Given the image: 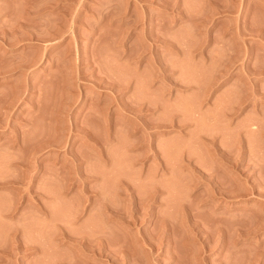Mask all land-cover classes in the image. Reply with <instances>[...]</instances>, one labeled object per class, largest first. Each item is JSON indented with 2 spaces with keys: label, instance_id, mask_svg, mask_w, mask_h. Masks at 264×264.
<instances>
[{
  "label": "rangeland",
  "instance_id": "rangeland-1",
  "mask_svg": "<svg viewBox=\"0 0 264 264\" xmlns=\"http://www.w3.org/2000/svg\"><path fill=\"white\" fill-rule=\"evenodd\" d=\"M85 259L264 264V0H0V264Z\"/></svg>",
  "mask_w": 264,
  "mask_h": 264
},
{
  "label": "bare ground",
  "instance_id": "bare-ground-1",
  "mask_svg": "<svg viewBox=\"0 0 264 264\" xmlns=\"http://www.w3.org/2000/svg\"><path fill=\"white\" fill-rule=\"evenodd\" d=\"M74 17H75V16H74ZM58 39H59V38H58ZM78 69H79V68H78ZM79 71L82 72L83 70H82V71L79 70ZM77 72H78V70H77ZM80 72H78V73L81 74ZM78 73H77V75H78ZM77 77H78V76H77ZM100 78H102V77H100ZM100 78H99V80H101ZM99 80H98V81H99ZM106 80H107V79H106ZM101 81H103V78H102ZM101 81H100V82H101ZM104 82H106V81H104ZM108 82H110V81H108ZM108 82H107V84H106V83H104V84H106V86L108 85V87H109V86L111 85V82H110V85L108 84ZM114 82L118 84L117 81L114 80ZM102 83H103V82H102ZM94 84H95V83H94ZM96 84H97V83H96ZM99 84H100V83H99ZM99 84H98V85H99ZM117 84H116V85H117ZM112 85L114 86L115 84H112ZM121 85H124V84H121ZM92 86H93V85H92ZM94 86H95V85H94ZM98 87H99V86H98ZM100 87H101V85H100ZM103 87H104V86H103ZM108 87H105V89H108ZM116 87H117V86H115V88H116ZM118 87H119V84H118ZM121 87H122V86H121ZM101 88H102V87H101ZM110 88H112V87L110 86ZM124 88H125V87H124ZM126 88H127V85H126ZM126 88H125V89H126ZM117 89L119 90V88H117ZM121 89H123V88H121ZM121 89H120V91L122 92ZM109 90L112 91L113 89H109ZM118 90H117V91H118ZM106 91H107V90H106ZM107 92H108V91H107ZM112 92H113V91H112ZM105 93H106V92H104V94H105ZM108 93H110V92H108ZM113 93H116V92H115V89H114V92H113ZM121 94H122V93H121ZM114 95L117 96V94H114ZM122 95H123V94H122ZM109 98H110V100L113 99V101L115 102V100H117L116 98H118V97H116V98L113 97V98H112L111 96H109ZM114 98H115V100H114ZM119 98H120V97H119ZM121 98H122V97H121ZM123 99H124V98H123ZM123 99H121V100L123 101ZM98 100H99V99H98ZM102 100H103V99H102ZM111 101H112V100H111ZM119 101H120V99H119ZM122 101H121V102H122ZM132 101H133V100H132ZM132 101H131V102H132ZM104 102H105V101H104ZM107 102L109 103L108 100H107ZM121 102H120V103H121ZM123 102H125V100H124ZM123 102H122V105H123V106L126 107V106L129 105V103H128V105H127L126 103H125L126 105H124ZM129 102H130V101H129ZM120 103L117 102V104H120ZM111 104H112V103H111ZM141 104H142V103H141ZM102 105H103V104H102ZM109 105H110V104H109ZM115 105H116V102H115ZM136 105H137V104H136ZM98 106H99V105H98ZM103 106H104V108H105V107L107 106V103H106V105L104 104ZM120 106H121V104H120L119 106H117V108L120 107ZM131 106L133 107V104H130L128 107L132 108ZM134 106H135V104H134ZM137 106H138V105H137ZM101 107H102V106H101ZM108 107H109V106H108ZM135 107H136V106H135ZM139 107H142V105H141V106L139 105ZM139 107H138V109H139ZM143 107H144V106H143ZM120 108H121V107H120ZM122 108H123V107H122ZM237 108H239V107H237ZM95 109H96V108H95ZM100 109H101V108H100ZM100 109L97 107V110H98V111L95 110L96 113L99 115V117H98V115H97V117L95 116L96 119L99 118L98 121L101 119V118H100L101 115H100L99 113H102V112H100V111H101ZM102 109H103V108H102ZM110 109H111V110H114L113 108H110ZM133 109L135 110V108H133ZM138 109L136 108L135 111H137ZM99 110H100V111H99ZM104 110H105V109H104ZM104 110H102V111H104ZM106 110H107V108H106ZM108 110H109V109H108ZM108 110H107V111H108ZM111 110H109V111L111 112ZM120 110H121V109H120ZM123 110H124V109H123ZM126 110L129 111L128 109H126ZM140 110H142V109H140ZM140 110H138V112H139ZM144 110H145V108H144ZM234 110H235V109H234ZM237 110H238V109H237ZM237 110H236V111H237ZM95 111H94V112H95ZM121 111H122V110H121ZM145 111H148V110L146 109ZM81 112H82V111H81ZM115 112H116V111H115ZM115 112H114V115H113V116H115V114H117V113H115ZM117 112H118V111H117ZM130 112H132V111H130ZM140 112H141V111H140ZM232 112H233V111H232ZM103 113L105 114V112H103ZM141 113H142V112H141ZM143 113H144V112H143ZM236 113H237V112H236ZM92 114H94V113H92ZM92 114L90 113V115H92ZM112 114H113V113L111 112V114L107 117V121H108V123H110L111 121H113L112 119H110V118L112 117ZM234 114H235V113H234ZM88 115H89V114H88ZM105 115H107V114H105ZM105 115H103L102 118H103ZM93 116H94V115H93ZM93 116H92V117H93ZM105 117H106V116H105ZM94 119H95V118H94ZM104 119L106 120V118H103V121H105ZM74 120H75V119H74ZM101 120H102V119H101ZM110 120H111V121H110ZM103 121H102V122H103ZM114 121H117V120H114ZM114 121H113V124H114L113 126H114V128H115V123H116V122H114ZM100 122H101V121H100ZM105 122H106V121H105ZM73 123H74V122H72V124H73ZM104 124H106V123H104ZM111 124H112V123H111ZM142 124H143V123H142ZM145 124H146V122H145ZM70 125H71V124H70ZM106 125H109V124H106ZM170 125H171V124H170ZM170 125H166V127H167V126H170ZM71 126H74V124L71 125ZM103 126H105V125H102L101 127H103ZM110 126H111V125H110ZM110 126H109V127H110ZM144 126H145V125H144ZM147 126H148V124H147ZM147 126H146V127H147ZM176 126L179 127L180 124H178V125H176ZM98 127H99V126H98ZM174 127H175V125H174ZM174 127H173V128H174ZM71 128H73V127H71ZM112 128H113V127H112ZM133 128H134V127H133ZM169 128H171V127H169ZM82 129H83V128H82ZM84 129H85V128H84ZM100 129H101V128H100ZM103 129H104V128H103ZM108 129H109V128L107 127L106 130H108ZM134 129H135V128H134ZM71 130H72V129H71ZM89 130L92 132V134H93V131H95L94 129H93V131H92L91 129H89ZM89 130H88V131H89ZM98 130H99V128L97 129V131H98ZM106 130H105V131H106ZM109 130H110V129H109ZM109 130L106 131V133L109 132ZM111 130H112V129H111ZM113 130H114V129H113ZM113 130H112V131H113ZM130 130L133 131L132 127L130 128ZM138 130H139V129H138ZM90 131H89V135L91 134ZM83 132H84V133H87V131L85 132L84 130H83ZM102 132H104V131H102ZM84 135H86V134H84ZM89 135H87V136H88L87 138H89ZM93 136L96 137L97 134L95 133V134H93ZM90 137H91V135H90ZM204 138H205V137H203V139H204ZM91 139H93V138H91ZM94 140H96V139H94ZM138 140H139V138H138ZM205 140H206V139H205ZM208 140L210 141V139H208ZM89 141H90V138H89ZM96 141H97V140H96ZM96 141H95V142H96ZM131 141H132V140H131ZM134 141H135V140H134ZM134 141H132V142H134ZM142 141H143V140H142ZM91 142H93V140H92ZM211 142H213L212 139H211V141L209 142V144H210ZM215 142H216V141H215ZM96 143H97V142H96ZM137 143H139V141L137 142V139H136V141H135V145H137ZM203 143H204V142H203ZM89 144H91V143H89ZM151 144H152V140H151ZM151 144H150V145H151ZM97 145L99 146V144H97ZM97 145H96V146H97ZM133 145H134V144H133ZM210 145H211V144H210ZM212 145H215L214 148H216V149L218 148V146L216 147V144L212 143ZM96 146H95V147H96ZM144 146H145V145H144ZM92 147L95 148L94 146H92ZM96 148H97V147H96ZM148 148L151 149V147H148ZM152 148H153V147H152ZM150 149H148V150L150 151ZM96 150H98V148H97ZM146 150H147V149H146ZM211 150H213V149H211ZM214 150H215V149H214ZM217 150H218V149H217ZM154 151H155V150H154ZM215 151H216V150H215ZM214 153H216V152H214ZM153 154H154L155 156H157V152H156V151H155V153H153ZM145 155H147V154H145ZM219 185H220V184H219ZM219 185H218V187H219ZM222 185L225 186V184H222ZM222 185H220L221 188L223 187ZM258 185H259V184H258ZM128 188H129V187H128ZM128 188H127V189H128ZM221 188H220L219 190H221ZM225 188L227 189L228 187L225 186ZM225 188L223 187L222 190H225ZM123 189H124V188H123ZM127 189H126V190H127ZM216 189H217V188H216ZM216 189H214V190H216ZM217 190H218V189H217ZM124 191H125V190H124ZM127 191H128V190H127ZM215 192H218V191H215ZM222 192H223V191H222ZM153 197H154V196H153ZM153 199H154V198H153ZM107 210H108V209H107ZM107 210H104V211H107ZM110 210H111V209H110ZM104 211H103V212H104ZM107 212H108V211H107ZM109 212H111V211H109ZM102 214H104V213H102ZM109 214H110L109 217H111V218H115L114 216L117 215V214L114 215L113 212H112V213H109ZM104 215H106V213H105ZM106 217H108V216H106ZM109 219H110V218H109ZM115 220H117V219L115 218ZM131 222H132V221H131ZM128 223L130 224V221H129ZM62 231H63V230H62ZM129 233H130V232H129ZM220 233H221V232H220ZM65 234H66V232H65ZM126 234H127V233H126ZM221 234H222V233H221ZM61 235H63V234L61 233ZM68 235H69V234H67V237H68ZM162 235H164V234H162ZM63 236H64V235H63ZM69 236H70V235H69ZM142 236H143V235H142ZM164 236H165V235H164ZM64 237H65V240L67 241L66 236H64ZM98 237L100 238V236H98ZM132 237H133V236H132ZM134 237H135V236H134ZM138 237H140V236H138ZM138 237L136 236V237H135V238H136L135 240H139ZM161 237H163V236H161ZM69 238H70V237H69ZM86 238H87V237H85V239H86ZM141 238L144 239L145 237H144V238L141 237ZM73 239H75V238H73ZM79 239H80V238H79ZM83 239H84V238H83ZM130 239H131V238H130ZM75 240H76L75 242H77V239H75ZM88 240H90V239H87V241H88ZM71 241H72V240H71ZM78 241H82V243H83V242H85L86 240L83 241L82 239H80V240H78ZM91 241H93V239H91ZM91 241H90V242H91ZM97 241H98V239H97ZM143 241L145 242V240H143ZM69 242H70V241H69ZM69 242H68V243H69ZM94 242L96 243V240H95ZM102 242H103V241L100 240L99 243L102 244ZM147 242H148V240H147L145 243H147ZM70 243H74V242L72 241V242H70ZM79 243H81V242H79ZM82 243H81V244H82ZM91 243H93V242H91ZM91 243H90V244H91ZM95 243H94V244H95ZM141 243H142V242H141ZM28 244H32V243H28ZM83 244H84V243H83ZM94 244H93V245H94ZM118 244H119V243H118ZM147 244H149V243H147ZM77 245H79V244H77ZM98 245H99V244H98ZM120 245H121V244H120ZM28 246H29V247H27V248H29V249H30V247L32 248L31 245H28ZM82 246H84V245H82ZM88 246H89L90 248H92L91 245H89V242H88ZM95 246H96V245H95ZM99 246H100V245H99ZM78 247H79V248H78L79 251H77L76 254H78V252H80V251H81V252L83 251V250H80V247H81L80 245H79ZM89 247H88V248H89ZM142 247H143V246H142ZM146 247H147V246H146ZM13 248H14V247H13ZM24 248L26 249V247H24ZM90 248H89V250H90ZM117 248H119V247L117 246ZM117 248H114V250H115V249L117 250ZM121 248L124 250V248H126V247H125V246H122ZM143 248H144V247H143ZM83 249H85V248L83 247ZM94 249H96V248H93V250H94ZM122 249H121V250H122ZM32 250H33V249H32ZM35 250H36V248H35ZM86 250H87V249H86ZM93 250H91V252H93ZM96 250H97L96 252L99 254V252H98L99 249L97 248ZM110 250H111V249H110ZM112 250H113V249H112ZM119 250H120V248H119ZM123 250H122V251H123ZM13 251H14V250H13ZM18 251H19V249H18ZM26 251H27V250H26ZM33 251H34V250H33ZM84 251H85V250H84ZM124 251H126V250H124ZM86 252H87V251H86ZM89 252H90V251H89ZM111 252H112V251H111ZM111 252H110V253H111ZM116 252H117V253H120L121 251H120V252H119V251H116ZM116 252H113V253L116 254ZM129 252H130V251H129ZM129 252H128V250L126 251L127 256H130L129 254H132V253H129ZM26 253L29 254L28 251H27ZM94 253H95V250H94ZM100 253H101V252H100ZM126 253H122V255L125 254V256L123 255V258H128V257L126 256ZM82 254H84V253L82 252ZM90 254H91V253H90ZM95 254H96V253H95ZM78 255H79V254H78ZM78 255H76V256H78ZM84 255H85V254H84ZM122 255H121V256H122ZM87 256H89V255H87ZM112 256L115 257L114 255H112ZM117 256H118V254H117ZM119 256H120V255H119ZM121 256H120V257H121ZM132 256H133V254H132ZM82 257H83V255H82ZM84 257H85V256H84ZM120 257H119V258H120ZM76 258H77V257H76ZM78 258H79V257H78ZM85 258H86V257H85ZM88 258H90V257H88ZM116 258H117V257H116ZM121 258H122V257H121ZM80 259H81V257H80ZM112 259H114V258H112ZM128 259L132 260L133 258L131 259V256H130ZM128 259H127V260H128ZM82 260H84V259H82ZM85 260H86V259H85ZM88 260H89V259H88ZM114 260H115V259H114ZM114 260H113V261H114ZM121 260L123 261V259H121ZM69 261H71V260H69ZM69 261L67 260L66 262H68V264H72V263H73V264H75V263L78 264V263L80 262V261H79V262H76V261H77V260H76V261H71V263H69ZM86 261H87V260H86ZM113 261H112V262H113ZM118 261H119V260H118ZM118 261H117V263L122 264L120 261H119V262H118ZM133 261L135 262L134 259H133ZM133 261H132V262H133ZM61 262H62V261H61ZM66 262H65V264H67ZM84 262H85V261H84ZM84 262H83V263H84ZM123 262H125V261H123ZM63 263H64V262H63ZM80 263H82V262H80ZM87 263L89 264L90 261H89V262L87 261ZM92 263H93V262H92ZM113 263H114V262H113ZM115 263H116V262H115ZM115 263H114V264H115ZM130 263H131V262H130ZM84 264H86V262H85ZM94 264H95V263H94ZM123 264H124V263H123ZM125 264H126V262H125ZM128 264H129V263H128ZM131 264H132V263H131Z\"/></svg>",
  "mask_w": 264,
  "mask_h": 264
}]
</instances>
